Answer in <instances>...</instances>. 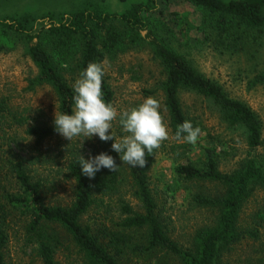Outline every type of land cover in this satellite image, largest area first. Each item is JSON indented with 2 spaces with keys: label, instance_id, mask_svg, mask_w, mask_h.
<instances>
[{
  "label": "trees",
  "instance_id": "1",
  "mask_svg": "<svg viewBox=\"0 0 264 264\" xmlns=\"http://www.w3.org/2000/svg\"><path fill=\"white\" fill-rule=\"evenodd\" d=\"M182 1L200 8L220 29L259 30L264 27V0ZM150 11L149 5L137 3L122 14L86 10L64 16L58 22L52 17L37 22L28 16L0 20V51H9L18 45L23 47L24 55L36 69L35 77L29 79L28 89L51 88L57 100V112L71 113L74 93L65 77L68 69L79 78L90 62L103 63L105 59L110 61L129 51L150 50L163 77L158 91L175 143L172 146L177 158L174 175L180 181L207 182L221 189L214 193L202 191L192 198L196 206L215 213L214 223L199 229L190 247L179 245L162 224L161 212L150 188L148 174L155 149L146 153L144 168H134L123 163L119 154L112 151V141L98 140L90 155L107 153L113 157L117 168L114 171L102 169L94 178H88L81 174L78 165L81 154L72 153L66 171L74 184L73 201L65 207L47 205L41 196V185L32 181L25 161L17 156L10 161L15 190L0 193V264H4L7 230L13 217L24 220L26 245L33 247L40 264H59L55 254L65 240L82 255L84 264H223L224 256L243 240H259L260 229H264V207L252 216L251 227L242 226L240 216L257 191L264 195V157L257 153L264 145L262 122L222 84L204 75L184 56L156 38L145 16ZM262 81L257 80L258 84ZM102 92L105 101L112 104L114 95L105 75ZM183 93L204 100L216 111L222 125L228 130L240 131L247 155L232 171L219 170L213 150L176 139L177 126L185 120L199 127L201 133L204 131L202 120L184 108ZM153 95L155 91H145V96ZM3 111L6 106L2 102L0 112ZM27 134L39 145L58 133L52 121L49 126L30 127ZM196 147L204 150V159L194 161L191 158ZM127 185L138 210L123 199ZM114 196L118 197L117 203L124 216L118 224L111 223L113 227L109 228L104 223L96 225L86 221L90 210L109 207L103 199Z\"/></svg>",
  "mask_w": 264,
  "mask_h": 264
},
{
  "label": "rangeland",
  "instance_id": "2",
  "mask_svg": "<svg viewBox=\"0 0 264 264\" xmlns=\"http://www.w3.org/2000/svg\"><path fill=\"white\" fill-rule=\"evenodd\" d=\"M137 3L149 5L151 11L145 16L156 38L173 52L184 56L204 75L222 84L232 97L240 99L260 118L264 139V81L262 84L257 82L264 80V27L259 30L242 27L220 29L200 8L182 0H128L124 3L116 0H0V20L28 16L37 22L44 21L46 17L58 22L64 16L86 10L122 14ZM102 67L114 95L112 105L117 118L112 122V132L117 138L126 135L119 123L120 114L142 103L147 98L145 91H155L151 97L158 100L168 128L162 95L158 91L162 72L150 50L137 49L110 61L105 59ZM35 75L36 69L24 55L23 47L18 45L12 50L0 51V103L6 106V111L0 112V193L15 190L10 161L17 156L25 161L24 166L32 181L40 183L45 203L65 207L73 201L74 191V184L66 171L68 158L72 153L87 157L99 138L80 136L69 141L57 134L37 145L27 130L51 125L58 105L51 88L28 89L29 79ZM76 76L71 69L65 72L69 84L73 85ZM182 100L184 108L203 122L204 131L198 137L197 146L214 151L220 171L228 173L235 169L247 155L240 131L228 130L222 125L216 111L204 100L185 93ZM174 144L169 132L168 139L161 141L155 149L148 175L162 224L166 225L174 241L187 248L196 232L212 225L215 218L213 211L196 206L193 196L202 191L214 193L221 189L217 187V190L207 182L178 180L174 175L177 159L172 152ZM257 153L264 157V145ZM191 158L194 161L204 159V150L196 147ZM123 193V199L138 210L129 185ZM103 200L109 207L93 208L85 220L96 225L104 223L112 228L124 217L117 203L118 197ZM263 207L264 195L257 191L241 212V225L251 227L252 216ZM23 230L24 220L13 217L7 230L4 264H40L33 247L26 245ZM61 235L64 237L63 233ZM55 260L59 264H84L82 255L68 240L56 252ZM223 264H264V229H260L259 240H243L226 254Z\"/></svg>",
  "mask_w": 264,
  "mask_h": 264
},
{
  "label": "clouds",
  "instance_id": "3",
  "mask_svg": "<svg viewBox=\"0 0 264 264\" xmlns=\"http://www.w3.org/2000/svg\"><path fill=\"white\" fill-rule=\"evenodd\" d=\"M104 75L102 63H88L72 85L74 107L71 113L55 111L54 130L69 141L80 136H95L103 142L113 141L111 149L119 154L123 163L144 168L146 153H151L160 146L161 141L168 139L169 132L160 113V104L149 96L142 103L122 112L119 123L126 135L117 138L112 132L117 111L103 98ZM177 127V140L189 144L197 142L201 129L194 127L190 120H185ZM78 165L81 174L88 178H94L102 169L114 171L117 168L113 157L104 152L94 157L89 155L87 159L79 155Z\"/></svg>",
  "mask_w": 264,
  "mask_h": 264
}]
</instances>
